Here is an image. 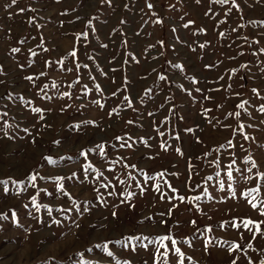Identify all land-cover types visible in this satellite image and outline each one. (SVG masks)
I'll use <instances>...</instances> for the list:
<instances>
[{
  "label": "rangeland",
  "instance_id": "1",
  "mask_svg": "<svg viewBox=\"0 0 264 264\" xmlns=\"http://www.w3.org/2000/svg\"><path fill=\"white\" fill-rule=\"evenodd\" d=\"M262 50L264 0H0V264L264 263Z\"/></svg>",
  "mask_w": 264,
  "mask_h": 264
},
{
  "label": "snow or ice",
  "instance_id": "2",
  "mask_svg": "<svg viewBox=\"0 0 264 264\" xmlns=\"http://www.w3.org/2000/svg\"><path fill=\"white\" fill-rule=\"evenodd\" d=\"M15 2H16V0H12V3H15ZM219 2H220V3H227L228 0H219ZM233 3H235V0H233ZM149 7H151V5H149ZM21 11H23V10H21ZM89 23H91V21H89ZM85 35H86V34H85ZM221 35H223V33H222ZM13 51H18V49H14ZM262 51H264V50H262ZM70 55L74 57V56L76 55V52H75V51H72V52L70 53ZM178 67H179V66H178ZM242 67H243V65H242ZM26 79L31 80L32 77H26ZM254 91H255V90H254ZM68 95H69V93H67V92L63 93V96H68ZM96 103H99V102L97 101ZM238 107L243 108L244 105L241 104V105H239ZM260 110H261V111H264V107H262ZM35 111H36V112H40L41 109L37 108V109H35ZM236 115H239V113H237ZM85 123H93V122H91V121H86ZM24 131L27 132L28 130L25 129ZM118 139H119V138H118ZM245 139H248V137L245 136ZM98 147L101 149V151H103V145H99ZM80 155H85V153H84V152H81ZM48 159H50V158H48ZM247 159L251 160V157H248ZM252 167H253V168L256 167V163H255L254 161L252 162ZM249 171H251V169H249ZM160 175H163V173H161ZM228 175H229V177L231 178L232 173L229 172ZM258 175H259V174H258ZM29 179L32 180V181H35V180H36V176H30ZM54 179L57 180V181H60V180H62L63 178H62V177H55ZM0 183H4V181H0ZM13 183H16V182L14 181ZM33 186H34V185H33ZM57 187H58V189H62L63 186H62L61 184H57ZM157 190H158V189H157ZM174 191H175V190H174ZM258 191H259V189H255V188L250 190V192H258ZM249 194H250V193H249ZM181 199H183V198H181ZM196 199H199V197H197ZM254 199H255V197H253V199H250V200L248 201V203L251 205V207H252L253 209H257V203L253 202ZM32 202H33V204L35 205V203H36V199H35V197L32 198ZM259 203H260V205H261V207H260V209H259L260 214H261V215H264V201H260ZM37 208H39V205H37ZM85 210L87 211V209H85ZM115 215H116V213L113 212V216H115ZM13 217H15V213H14V212H13ZM3 218H4V217H3L2 215H0V219H3ZM56 223H59V222L56 221ZM192 223L194 224L195 221H193ZM242 224H243V227H244L245 229H249V226H250V225H255L256 232H261L260 224H258V223L255 222V221H252V220H250V219H244V220L242 221ZM232 226H233V227H238V225H236L235 223H233ZM208 230L210 231V229H208ZM262 234H264V233H262ZM144 239H147V238H144ZM157 239H158V241L160 242V247L166 249L163 253L160 254L162 257H164V264H168L167 256H168V251H169V250L167 249V246L164 245V243H163V241H165V240H170V241H171V244H172V246H173L172 251H174L175 255L179 257V264H183L184 253L181 252V249H180L179 247H175V245H176V243H177V241H176L175 239H173L170 235L160 236V237H158ZM128 240H129V241L137 240V241L140 242V246L147 248V245L142 243V240H141L140 237H129ZM152 242H153V241L149 240V243H152ZM209 243H211V241L206 242L205 250H207V244H209ZM125 246H127V245H125ZM98 247H99V245H98ZM103 247H104L105 251H107V245H104ZM237 249H239V245H238V244H235V243H232V244L230 245V247L228 248V251H229V252H232L233 250H237ZM108 255L111 256L112 253H111V252H108ZM188 259H191V258H188ZM121 264H130V262L124 261V262H121ZM232 264H236V261L233 260V261H232Z\"/></svg>",
  "mask_w": 264,
  "mask_h": 264
},
{
  "label": "bare ground",
  "instance_id": "3",
  "mask_svg": "<svg viewBox=\"0 0 264 264\" xmlns=\"http://www.w3.org/2000/svg\"><path fill=\"white\" fill-rule=\"evenodd\" d=\"M260 264H264V263H260Z\"/></svg>",
  "mask_w": 264,
  "mask_h": 264
}]
</instances>
